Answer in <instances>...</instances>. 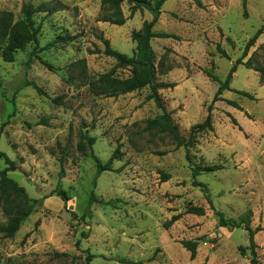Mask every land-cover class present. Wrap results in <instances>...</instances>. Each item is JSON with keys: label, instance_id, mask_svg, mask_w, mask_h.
<instances>
[{"label": "rangeland", "instance_id": "1", "mask_svg": "<svg viewBox=\"0 0 264 264\" xmlns=\"http://www.w3.org/2000/svg\"><path fill=\"white\" fill-rule=\"evenodd\" d=\"M100 1L0 0V10L11 11L15 20L23 3L49 8L33 16L44 62L35 58L26 68L33 45L11 62L0 53V152L15 163L8 175L34 201L13 236L0 232V264H82L88 254L89 264H249L247 231L219 225L214 212L238 219L248 209L251 228L259 227L257 264H264V75L251 68L264 66V31L242 56L264 22V0L163 3L153 30L172 36L153 38L151 46L155 80L173 83L158 90L164 111L186 140L212 105V129L197 133L187 148L166 133L145 130V120L163 111L148 98V86L117 96L90 88L115 63L99 36L131 56V33L152 18L146 7L130 16L124 2V24L98 21ZM67 36L72 38H59ZM240 57L229 83L234 90L212 103L219 83L205 71L224 80ZM115 74L130 72L118 68ZM88 137L95 138L91 147ZM92 154L102 162L114 155L112 169L97 173ZM212 164L222 168L193 178V168ZM5 166L0 157V169ZM91 193L97 201L82 219ZM190 205L202 206L204 214L186 213ZM177 213L181 217L164 227ZM7 220L0 208V225ZM182 239L198 242L194 258Z\"/></svg>", "mask_w": 264, "mask_h": 264}, {"label": "trees", "instance_id": "2", "mask_svg": "<svg viewBox=\"0 0 264 264\" xmlns=\"http://www.w3.org/2000/svg\"><path fill=\"white\" fill-rule=\"evenodd\" d=\"M129 4L130 16L139 7H146L152 14L150 20L143 22L141 28L134 30L131 33V38L135 42V49L131 56L119 52L111 48L108 39H104L102 36L99 38L103 41L106 55L114 58L115 63L111 69L104 73H100L94 80L90 82V88L98 95L104 96H117L129 92H133L142 89L146 86L149 87L150 93L148 98L153 99L156 105L162 109V113L156 115L153 118H148L145 120V130H157L161 133L168 134L178 146L188 147L194 144L195 136L197 133L205 130L212 129L211 124V104L208 106V112L205 119L193 126L190 130L189 137L185 140L184 137L179 133L177 125L172 121L170 115L164 111L163 103L158 94V90L163 87H169L173 83H165L155 80L156 65L154 63V52L151 46V40L157 37H169L172 36L167 33H158L153 30L154 24L157 22L160 14L161 7L165 0H101L100 1V16L98 21L109 22L115 25H122L125 23L126 16L122 10L123 3ZM200 5V1H196ZM49 8L45 3H40L37 6L32 5V3H23L21 6V16L18 19H14V15L9 10H0V53L1 57L6 62H11L14 60L15 54L18 50L24 49L27 45H33V48L25 62L26 68H29L33 60L36 58L40 62H44L39 56V52L42 47L38 43V32L39 26L36 25L33 18L34 14L37 12L48 11ZM264 31V22L262 25L254 32V34L248 39L245 44L242 56H244L248 49L254 44L257 37ZM60 40L71 39V36L59 37ZM217 50L219 53L228 58L225 50L217 45ZM242 63V58H238L230 67L224 80H220L216 75L209 71H205L207 76L219 83L216 92L212 98V103L220 100V94L224 90H234L230 87L229 83L232 78V73L235 72L237 65ZM48 67L50 64L46 63ZM249 64V61L244 63ZM250 67V66H248ZM127 68L130 75L126 77H119L115 74L116 69ZM254 68L259 71L261 75H264V66L257 65ZM24 84H31L40 93L43 91L34 83L25 81ZM1 85V82H0ZM236 92L248 97L253 98V96L247 91L236 90ZM58 101L56 97L54 99ZM234 107L238 105L234 101H228ZM232 122L236 124L235 118H231ZM94 137H88V145L94 143ZM93 155V154H92ZM0 157L4 158L7 166L0 169V208L2 212L8 216V220L5 225H0V232L4 236L10 237L18 230L22 221L31 213L34 207V201L28 196L25 188L21 186L17 181L8 175V172L15 170L16 166L13 160H11L5 153L0 152ZM112 157L107 161L102 162L98 157L93 155L97 173L104 170L112 169ZM62 163V160H60ZM222 165L212 164L205 165L203 168L197 166L192 170V176L195 178L201 172H213L215 170L221 169ZM167 174H163V178H167ZM194 184L198 185V182L193 181ZM57 196H59L64 203L67 202L68 197L62 191H58ZM207 202L212 207L211 200L206 194ZM97 199L93 193H91L88 201V209L85 210L81 218L91 216L90 205L96 202ZM186 213L203 215L204 208L198 205H190L186 208ZM215 215L218 218V223L221 226H229L231 228L242 227L248 233V248L250 249V261L249 264H257L254 234L259 230V227L254 229L250 226L252 212L250 209L241 213L238 219H227L224 217L223 213L219 210H214ZM181 217L180 213L174 214L171 218L164 223V227L169 226ZM84 233H82L83 236ZM85 235V234H84ZM181 245L190 253V257L194 258L196 255V250L198 247V242L195 239H182L180 241ZM66 255V253H63ZM93 255L88 254L82 264H89Z\"/></svg>", "mask_w": 264, "mask_h": 264}]
</instances>
